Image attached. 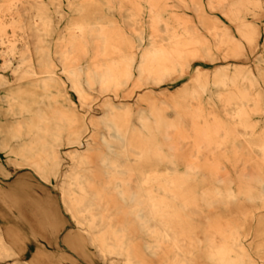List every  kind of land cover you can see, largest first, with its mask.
<instances>
[{
    "label": "bare ground",
    "instance_id": "obj_1",
    "mask_svg": "<svg viewBox=\"0 0 264 264\" xmlns=\"http://www.w3.org/2000/svg\"><path fill=\"white\" fill-rule=\"evenodd\" d=\"M90 5L76 0H25L24 10L32 13V20L16 19L14 24L29 26L30 43L39 48L38 61H29V42L16 56L20 36L3 38L1 42L8 44L0 48L5 58L0 88L10 83L8 70L36 73V65L50 66L59 60L68 87L82 104H87L91 91L105 96L103 115L90 122L96 130L92 139H86L90 127L76 114L67 81L52 70L42 79L43 92L30 107L14 110L20 115L7 135H1L0 160L14 152L18 161L14 168L27 166L41 182L57 188L62 206L105 264H264V124H258L264 119L248 115L262 108L253 72L227 66L210 72L198 66V85L185 83L172 90L177 81L173 82L168 89L171 100L140 108L137 124L129 103L120 100L121 89L133 79L158 83V75L181 66L183 49L174 32L169 36L158 25L161 17L155 18L154 8L150 12L154 33L145 46L147 25L138 11L115 20L112 12L91 17ZM1 6L12 11L17 0ZM65 21V45L59 48L57 34ZM128 26L133 37L127 35ZM204 95L209 98L207 105L213 99L238 122L234 131L218 122L222 119L214 109L203 106ZM180 97L191 100L183 103ZM169 110L179 119L168 117ZM206 112L219 123L204 127L208 140H171L166 149L155 139V131L162 129L164 136L173 138L182 113ZM185 144L194 146L193 157L182 169L177 154ZM204 147L209 157H202ZM216 152L226 157H214ZM65 156L70 158L66 168ZM222 160L237 163L235 170L243 162L242 171L222 173ZM205 170L209 172L202 173ZM249 201L263 212L246 213L243 218L232 215V205L243 207ZM18 224V234L36 233L21 221ZM69 236L71 245L81 250V238ZM6 237L0 224V264H29L23 249Z\"/></svg>",
    "mask_w": 264,
    "mask_h": 264
},
{
    "label": "rangeland",
    "instance_id": "obj_2",
    "mask_svg": "<svg viewBox=\"0 0 264 264\" xmlns=\"http://www.w3.org/2000/svg\"><path fill=\"white\" fill-rule=\"evenodd\" d=\"M8 1L10 0H0V48H4L8 44V42H1L3 38L12 39L18 35L20 37L17 42L16 56L19 57L20 53L26 50L29 42V61L36 63L39 48H35L32 42L30 43L29 26L14 24L16 19L31 21L32 13L24 10L25 0H17L18 7L12 11L1 9V4H6ZM76 2L91 4L87 10L91 17L112 12V18L118 20L123 14L138 11L142 23L147 25L143 44L145 46L149 45L151 35L154 33L151 27L152 15L150 13L154 8L157 13L155 18L158 19V15L161 17V22L159 21L158 25L161 24L165 30H168L167 35L170 36L174 32L176 38L179 39L180 47L183 49L181 66L168 69L158 75L156 77L158 83L143 84L133 79L129 85L121 89L120 100L129 103L130 116L137 124H139L137 118L140 108H148L152 103L158 104L162 100H171L168 89L173 82L177 81L171 86L172 90H176L185 83L198 85L195 78L198 66L204 67L210 72L220 66H227L230 70L235 68L251 70L260 87L258 97L262 108L261 112H250L248 115L254 119H264V0H76ZM66 22L63 23L57 34L59 38L56 40H58L59 48H63L65 45ZM130 29L129 26L126 27L127 35L133 37ZM205 48L208 52L205 51ZM132 50L139 54L136 47H133ZM125 51L129 52V50ZM212 57L216 59L212 60ZM4 62L5 58L0 53V72ZM36 68V73L26 71L14 73L11 70H6L10 83L0 88V145L3 142L1 135H7L12 125L17 124L15 120L20 114L15 113L14 110L30 107L28 105L32 100L43 92L42 79L52 70L67 81V91L76 103L74 110L80 119L83 118L90 127L85 133L89 135L86 139H92L91 135L96 130L93 131L90 122L96 123V120L103 115L106 108L105 96L96 90L91 91L87 104H82L77 94L68 87V78L61 70L63 65L57 59L50 66L36 65ZM207 99L209 98L204 95L203 106L206 109H214L217 112L215 116L222 119L218 122L226 125L231 132L234 131V126L238 122L229 118V115L223 111V107L213 99H210L212 105H207ZM179 100L185 103L190 102L191 99L180 97ZM207 112L199 115L182 113L181 121H177L179 128L172 131L175 135L173 138L164 136L165 131L162 129L155 131L157 135L155 139L163 142L166 149L171 140L176 142L208 140L203 136L206 131L204 127L208 124L219 123L213 120L212 115ZM167 115L170 118L179 119V116L171 110ZM205 118L209 120H204ZM252 123H257V121L253 120ZM258 124L263 125L264 121H260ZM181 134L194 136L181 137L179 136ZM97 143L100 144V141L95 140V144ZM193 148L194 146L191 144L180 146L177 157L178 165L182 169L191 161ZM203 150L202 157H209V149L204 147ZM9 154V159L6 156L5 161L0 160V224L6 233L7 241L12 245H18L17 249L22 248L25 252L23 255L29 259L30 263L105 264L95 247L86 238L85 232L74 223L70 213L62 206L59 190L41 182L31 174L27 166L14 168L13 165L18 162L17 156L14 152ZM229 156L234 157L233 154ZM65 157L64 168L70 163V158ZM214 157L224 159L226 154L216 152ZM222 162L225 167L222 173L232 175L241 172V167L244 164L239 162L238 166L240 167L235 170L233 167L237 163H233L234 161L222 160ZM204 163L205 160L201 162V164ZM203 172H209V170ZM221 209L224 213H228L224 207ZM231 209L232 215L238 218L245 217L246 213L259 214L263 212V209L253 201L247 202L243 207L232 205ZM55 212L58 213V218H54ZM20 221L24 225L23 227L32 229L36 233L33 236L31 233L18 234ZM69 234L71 235L69 237L81 238V250L71 245L70 239L67 240L66 237ZM30 244H33V247L30 248Z\"/></svg>",
    "mask_w": 264,
    "mask_h": 264
}]
</instances>
